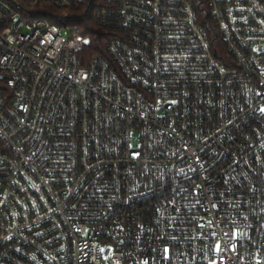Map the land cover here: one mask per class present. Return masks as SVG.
Wrapping results in <instances>:
<instances>
[{
  "label": "built area",
  "instance_id": "2783aa9c",
  "mask_svg": "<svg viewBox=\"0 0 264 264\" xmlns=\"http://www.w3.org/2000/svg\"><path fill=\"white\" fill-rule=\"evenodd\" d=\"M207 1L223 51L104 0L85 60L82 0H0V264H264V3Z\"/></svg>",
  "mask_w": 264,
  "mask_h": 264
},
{
  "label": "trees",
  "instance_id": "16d2710c",
  "mask_svg": "<svg viewBox=\"0 0 264 264\" xmlns=\"http://www.w3.org/2000/svg\"><path fill=\"white\" fill-rule=\"evenodd\" d=\"M188 1L192 4L200 25L207 31L213 51H223L219 30L209 14L208 1ZM261 2L264 3V0ZM104 7H108L104 4V0H82L80 7L72 13L70 24L78 27L84 40L81 56L85 60L96 56L106 57L110 41L120 33L113 17L109 18L107 24L97 18V13Z\"/></svg>",
  "mask_w": 264,
  "mask_h": 264
},
{
  "label": "snow or ice",
  "instance_id": "6c2138e0",
  "mask_svg": "<svg viewBox=\"0 0 264 264\" xmlns=\"http://www.w3.org/2000/svg\"><path fill=\"white\" fill-rule=\"evenodd\" d=\"M173 103H175V102L173 101ZM259 111L262 112V113H264V107H261V108L259 109ZM213 207H215V205H213ZM209 223H211V221H209ZM261 226L264 227V224H262ZM201 227H203V225H201ZM241 235H243V233H241ZM220 250H221L220 245L217 244V245H216V251L219 252ZM168 252H169V249H168V248H165V249H164V253L167 254ZM145 264H147V262H145Z\"/></svg>",
  "mask_w": 264,
  "mask_h": 264
}]
</instances>
